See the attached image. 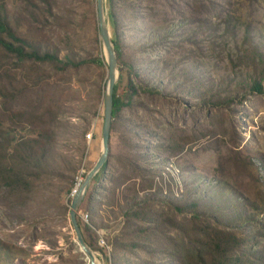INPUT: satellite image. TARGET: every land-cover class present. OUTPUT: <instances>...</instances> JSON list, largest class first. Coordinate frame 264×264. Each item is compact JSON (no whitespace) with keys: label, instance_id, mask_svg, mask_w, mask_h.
Segmentation results:
<instances>
[{"label":"rangeland","instance_id":"374dc122","mask_svg":"<svg viewBox=\"0 0 264 264\" xmlns=\"http://www.w3.org/2000/svg\"><path fill=\"white\" fill-rule=\"evenodd\" d=\"M0 15L61 60L103 61L59 71L0 47L6 157H24L29 144L36 153L26 193L0 174V264H88L69 212L102 147L97 0H0ZM106 16L124 104L108 165L78 210L98 262L186 264L177 238L194 214L258 244L242 264L259 262L264 239L251 223L264 222V92L252 86L264 85V0H106ZM138 211L157 227L128 220Z\"/></svg>","mask_w":264,"mask_h":264},{"label":"trees","instance_id":"16d2710c","mask_svg":"<svg viewBox=\"0 0 264 264\" xmlns=\"http://www.w3.org/2000/svg\"><path fill=\"white\" fill-rule=\"evenodd\" d=\"M112 41L114 49L116 50V42L114 39H112ZM0 47L14 54L19 62H31L41 66L47 65L59 71H65L70 67L77 68L87 63L94 62L100 64L103 62L99 58H87L77 63L68 58L61 60L58 58L57 54L51 53V51H42L40 47L17 34L10 26L7 18L1 15ZM252 89L262 93L264 92V85L261 81H255ZM113 91L114 105L111 131L114 128V121L118 116V112L124 104L120 96H118V85H114ZM9 142L10 141L4 137L3 133L0 132V174L4 175L2 179L5 186L18 193H26L27 189L34 183L30 164L36 161V153L34 148L30 146V144L27 145L28 142H26L29 151L28 154L24 157L16 156L14 158L12 156L7 158V144H9ZM16 148H21L20 144H18ZM106 167V164H104L102 169ZM180 210H182V208H180ZM128 216V220L138 218L144 221H154L155 228L157 227L156 222L161 220L158 219V217L153 218L148 212L142 211L129 213ZM187 221H191L193 228L188 229L187 224L181 225L179 229L182 234L177 238L178 247L185 252L186 264H242L243 258H245V249L248 250V253L257 250L258 244L250 243V240L245 242L244 238L248 237H241L239 232L238 234L226 229H220L211 224H206V222L200 220L197 214H194L193 217L189 218ZM251 224H254L253 228L258 232L255 233L253 237H262V239H264V222L254 221ZM237 228L235 230L239 229ZM139 230L145 231L142 227ZM84 239L88 246L92 248L85 236ZM122 245L123 244H119L117 246ZM131 245L137 246L138 244L133 242ZM242 246L244 251L238 252ZM95 256L97 260H99L96 253ZM255 264H264V257Z\"/></svg>","mask_w":264,"mask_h":264},{"label":"water","instance_id":"95a60500","mask_svg":"<svg viewBox=\"0 0 264 264\" xmlns=\"http://www.w3.org/2000/svg\"><path fill=\"white\" fill-rule=\"evenodd\" d=\"M97 16H98V39L101 43L104 60L106 63V80L103 90V107H104V121L102 130L103 148L100 153L99 159L94 167L87 173L83 183L72 192V200L70 205V221L75 234V240L77 246H79L80 252L87 256L89 260L88 264H100L96 260L95 252L88 246L84 239L83 231L78 221V210L83 203L88 190L92 184L95 176L100 172L103 165L108 162L109 154L111 151V127L113 121V105H114V85L117 81V57L111 37V33L108 26V20L106 16V0H97ZM119 77V76H118Z\"/></svg>","mask_w":264,"mask_h":264},{"label":"bare ground","instance_id":"6f19581e","mask_svg":"<svg viewBox=\"0 0 264 264\" xmlns=\"http://www.w3.org/2000/svg\"><path fill=\"white\" fill-rule=\"evenodd\" d=\"M102 148H103V140H102V147H101V151H102ZM83 180L84 179H81L79 182H78V185H77V187H79L82 183H83ZM82 253V252H81ZM85 255V254H84ZM86 256V255H85ZM86 258H87V256H86ZM96 260H97V258H96ZM87 261L89 262V260L87 259ZM98 261V260H97ZM99 263V262H98Z\"/></svg>","mask_w":264,"mask_h":264},{"label":"built area","instance_id":"2783aa9c","mask_svg":"<svg viewBox=\"0 0 264 264\" xmlns=\"http://www.w3.org/2000/svg\"><path fill=\"white\" fill-rule=\"evenodd\" d=\"M86 137H87V140L88 141H91L92 140V137H93V133L87 134Z\"/></svg>","mask_w":264,"mask_h":264}]
</instances>
